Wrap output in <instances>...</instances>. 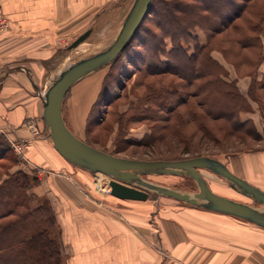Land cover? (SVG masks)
<instances>
[{
    "label": "rangeland",
    "instance_id": "374dc122",
    "mask_svg": "<svg viewBox=\"0 0 264 264\" xmlns=\"http://www.w3.org/2000/svg\"><path fill=\"white\" fill-rule=\"evenodd\" d=\"M164 1H156L138 33L116 61L72 87L63 105L65 121L81 139L119 156L152 160L207 154L226 161L230 169L237 171L238 164L235 166L233 163H237L242 154L264 149V67L259 70L264 63L262 54L257 49L247 48L239 49L242 54L238 55V48H235L234 58L239 61L237 64H232L231 60L227 63L222 54L214 51V47L219 48L217 35L211 40L210 49L214 51V57L223 62L212 70L218 77L213 85L212 82L207 83L209 77L201 73L190 81L189 67H174L176 58L182 61L184 56L168 53V49L180 40L184 48L188 47L189 53L198 52L197 42L205 43L207 37L202 27L190 28L186 23L188 18L180 26L173 25L175 22L170 19L167 23L168 16L162 6ZM133 2L77 0L78 10L69 17L67 38L52 62L47 79L75 59L111 44ZM253 23L256 24L257 20ZM260 27L258 35L261 34L260 41L264 46V24ZM90 28L92 33L84 42L77 48H68ZM187 29H195L193 37H188ZM242 33L249 34L250 31L243 28ZM26 154L29 157L28 152ZM23 161L13 148L7 149L6 155L0 157V182L18 170L36 174L38 178L45 174L44 168L38 164L29 166ZM66 162L89 177L85 192L87 196L94 197L97 206L112 214L119 211L128 220L150 226L160 243L163 221L180 225L185 220L190 224L199 219L200 210L190 208L173 197L156 195V200H132L114 196L109 176ZM203 172L213 190L253 203L252 198L234 189L224 178L208 170ZM145 177L187 191L198 190L195 180L185 175L151 174ZM32 192L37 194L33 188ZM39 198L34 199L35 204L41 202L53 207L50 200L40 201ZM241 229L247 231L244 227Z\"/></svg>",
    "mask_w": 264,
    "mask_h": 264
},
{
    "label": "crops",
    "instance_id": "0c3cea01",
    "mask_svg": "<svg viewBox=\"0 0 264 264\" xmlns=\"http://www.w3.org/2000/svg\"><path fill=\"white\" fill-rule=\"evenodd\" d=\"M0 2L11 22L0 38V136L10 148L13 140L27 141L29 158L45 170L33 190L55 210L61 264H264V228L237 216L188 204L200 210L198 221H163L160 243L150 226L97 206L86 194L89 177L67 164L46 136L40 97L67 38L69 17L78 10L77 0ZM214 51L230 63L222 51ZM233 164L239 169L232 171L264 190V149L244 153Z\"/></svg>",
    "mask_w": 264,
    "mask_h": 264
},
{
    "label": "water",
    "instance_id": "95a60500",
    "mask_svg": "<svg viewBox=\"0 0 264 264\" xmlns=\"http://www.w3.org/2000/svg\"><path fill=\"white\" fill-rule=\"evenodd\" d=\"M154 0H134L115 40L104 49L75 59L46 80L43 120L46 136L70 163L92 173L109 176L111 193L122 199L146 200L154 196L173 197L183 203L237 216L264 228V190L233 172L223 161L208 155L182 159H139L119 156L81 139L67 125L63 105L68 92L83 78L114 62L138 33ZM92 33L86 30L70 45L77 48ZM84 50H80L83 52ZM203 170L222 178L255 203L241 201L214 191ZM185 175L195 180L198 190L187 191L147 179L146 175Z\"/></svg>",
    "mask_w": 264,
    "mask_h": 264
},
{
    "label": "trees",
    "instance_id": "16d2710c",
    "mask_svg": "<svg viewBox=\"0 0 264 264\" xmlns=\"http://www.w3.org/2000/svg\"><path fill=\"white\" fill-rule=\"evenodd\" d=\"M156 1H153L151 11L156 6ZM162 6L168 16L167 23L170 19L175 22L173 25L180 26L188 18L189 22L186 23L190 28L199 26L205 31L207 39L205 43L197 42L198 52L189 53L188 47L184 48L180 40L171 49H168V53L184 56L182 61L176 58L174 67L178 69L189 67L190 81L201 73L203 76L206 74L209 77L206 82H212L213 85L215 78L218 77L213 74L212 70L216 65L219 68L221 63L213 57V50L210 49L211 40L217 35L220 41L219 45L216 42L215 46L218 45L219 48L214 47V49L221 50L229 62L233 61L232 64H237L239 61L234 58L235 48H238V55L241 52L239 49H257L259 54H262L261 61L264 62V46L260 41L261 34L258 35L261 24H264V0H190V2L165 0ZM253 20H257V23H253ZM243 28L245 31L249 30L250 33H253L243 34ZM231 29L232 31H229ZM187 30L188 37H193L195 29ZM225 35L229 38H224ZM167 64L170 66V62ZM207 70L209 71L207 72ZM175 72L179 71L175 70ZM9 148L5 138L0 136V157L5 156ZM182 158L184 157L172 160ZM215 158L228 165L226 161L218 157ZM39 181L36 174L18 170L0 182V264L62 263L63 243L59 235L53 234L57 224L55 210L51 205L41 202L35 204L34 202V199L39 196L32 192V188ZM253 203L256 202L253 201ZM30 207L33 208L29 209Z\"/></svg>",
    "mask_w": 264,
    "mask_h": 264
},
{
    "label": "built area",
    "instance_id": "2783aa9c",
    "mask_svg": "<svg viewBox=\"0 0 264 264\" xmlns=\"http://www.w3.org/2000/svg\"><path fill=\"white\" fill-rule=\"evenodd\" d=\"M11 28V22L8 17V15L5 12V9L0 2V38ZM31 128H33V132L35 135H40V129L39 126L35 122L30 123ZM11 147L13 150L18 152V154L21 156V159L24 160L23 162L26 165H36L31 159L27 156L26 152L29 148V143L25 140H13L11 141Z\"/></svg>",
    "mask_w": 264,
    "mask_h": 264
},
{
    "label": "bare ground",
    "instance_id": "6f19581e",
    "mask_svg": "<svg viewBox=\"0 0 264 264\" xmlns=\"http://www.w3.org/2000/svg\"><path fill=\"white\" fill-rule=\"evenodd\" d=\"M69 47V46H68ZM60 154V153H59ZM61 155V154H60ZM62 156V155H61ZM63 157V156H62ZM64 158V157H63ZM65 159V158H64ZM98 174V173H97ZM99 174H103V173H99ZM104 180V179H103ZM107 180V179H106ZM98 185L99 187L102 186V183L100 182V179L98 180ZM215 187V186H214ZM216 188V187H215Z\"/></svg>",
    "mask_w": 264,
    "mask_h": 264
}]
</instances>
